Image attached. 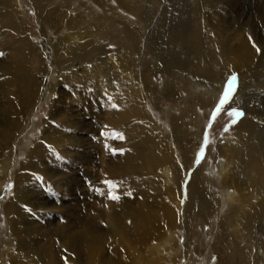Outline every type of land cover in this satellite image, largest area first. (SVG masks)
I'll return each instance as SVG.
<instances>
[{
    "label": "bare ground",
    "instance_id": "obj_1",
    "mask_svg": "<svg viewBox=\"0 0 264 264\" xmlns=\"http://www.w3.org/2000/svg\"><path fill=\"white\" fill-rule=\"evenodd\" d=\"M55 1H33L46 35L62 33L40 47L18 1L0 0V22L6 19L9 26L0 29V187L13 165L15 145H23L27 153L13 172L14 195L6 205L8 236L0 247V264H181L182 246L175 233L180 208L187 264H199L194 250H207L208 245L219 264H249L246 245L235 246V236L259 247L264 243V0H131L137 9L131 1H122L123 11L144 24L120 21L126 31L124 44L133 41L129 57L124 47L112 54L107 44L105 56H97L102 48L89 39L102 32V38L110 35L105 20V29L88 20L79 22L70 7H51ZM143 45L155 58L151 63L170 78L160 92L147 80L149 68L141 72L134 66L133 54ZM47 54L53 57L51 67L58 73L60 88L61 83L102 88L106 112L98 118L105 120L103 138L111 142L106 144L108 152L103 147L107 166L101 175L91 167L92 124L83 118L89 101L79 98L66 104L61 99L68 95L56 90L52 80L38 83L50 70ZM34 57L40 58L35 66ZM76 58L86 63L87 77L78 74ZM231 73L237 75L235 96L257 102L235 123L236 136L210 145L209 152L221 158L215 177L205 172L208 162L193 167L197 143L189 139L187 119L196 118V129L203 128L209 111L204 115L192 106L191 113L190 103L213 105ZM186 80L191 85L188 96L183 94ZM49 90L59 106L44 119L42 133L27 142L22 137L26 123ZM96 95L94 88L92 96ZM161 97L181 103L168 108L170 131L169 125L159 129L147 110V99L159 102ZM97 128L93 127V136ZM63 159L74 163L72 170L85 166L83 179L77 180ZM213 179L223 186V198L210 189ZM213 214L214 239L208 241L197 222Z\"/></svg>",
    "mask_w": 264,
    "mask_h": 264
},
{
    "label": "rangeland",
    "instance_id": "obj_2",
    "mask_svg": "<svg viewBox=\"0 0 264 264\" xmlns=\"http://www.w3.org/2000/svg\"><path fill=\"white\" fill-rule=\"evenodd\" d=\"M17 1H18L19 8L24 11L25 18H28V20H29L28 25H30L31 29L33 28L36 32V34L33 36V39H34V43L37 46H40V47L44 46L46 39H48L50 41L53 39L54 41H56L58 38H60L62 36V33L61 34L59 32L57 33L56 30L50 32L49 36L46 35V33L43 31L44 25H43V22L41 21V18L39 17V12L36 9V4H35V2H33L35 0H17ZM39 1H42L43 4H47V2H48V0H39ZM62 1H64V3H62L61 0H56L50 6L51 7H52V5L54 7L62 6L63 9H65V7H67V6H68V8L70 7L71 12L74 15H76L75 17H77V18L79 17L78 18L79 22H80V19L82 21L88 20L90 23H92L96 26H100V27L103 26L104 29L106 28V25H104L103 20H105V23H107V25H108L107 27H108V30L110 33V35L107 36L108 38L107 37L102 38L104 36L103 32L99 36H97V34H96L95 37L93 36L90 39L88 37L89 41L93 39L90 42L92 44H94L95 47H97V48L101 47L102 48V50H101L102 53H98L97 56H99V57L105 56L106 50H107V46H106V44H107L108 48L111 49L112 54L119 53L121 51L120 46H122V47H124L123 51H125V54H126L125 57H129L130 52L128 51V49H129L128 45L130 44V47H131V42H133V41H130V43H128V44L127 43L124 44L127 41V40L123 39L126 36L125 35L126 31L121 26L122 23H120V21L122 19L124 21H126V19H127V21H130L131 25L135 24V25H139L142 27L144 25L141 21H139L138 23L134 22V21L140 20L139 18H137V15L129 13L125 9L123 11L122 1H123V3H125V2L127 3V1H131V0H62ZM56 2H58V3H56ZM66 3L69 4L70 6L67 5ZM131 3L137 9V4H135L134 1H131ZM68 13H70V11H67V14ZM130 17H132V19ZM91 18H93V20ZM130 19L133 20V23ZM2 21L3 20H1V22H0L1 23L0 29L5 30L8 26V23L6 22V19H4V22H2ZM103 27H101V28L103 29ZM147 31H149L148 28H147ZM125 45H126V47H125ZM142 47H140L141 50L139 52H140V54L144 53L143 55H140L139 52L133 54L134 59H132V60H133L134 66L136 67V69L140 70L141 72L144 68H149V71H147V80L150 83V85L155 86V88L158 87L157 90H159V92H160L162 90L164 84L166 83V81L169 80L170 78H169L168 74H166L165 72L157 70V68L151 63V61L154 62L155 58L148 51V48L145 45H143ZM13 52H16V51L14 50ZM146 52H148V53H146ZM145 53L148 55V56H146V58L148 60L145 58ZM45 58H46L45 61L47 63V67L51 71L49 70V72H47V75H45L44 77H43V75L40 77V79L38 81V83H40V86L42 85V83L45 85V83H49V81L52 80V85H56V87H57L56 90H59L62 93H65L66 95H68L67 99H65L63 97L61 99V101H64V102L67 101V102H65L66 104L71 103V101L75 102L79 98L85 99V101H89L87 103V105H89V106L88 107L84 106V108H83L84 109V113H83L84 117L83 118L85 119L84 121L86 123L89 122L90 124H92V125H90L91 126L89 128L90 130H88V133L90 135H89V137L88 136H86V137H88L91 148H93V149H91V155L90 156L92 158H94L95 165L91 163V167L93 168V171L95 170L94 173H97V171H98L101 175L102 172L105 170V166H107V163H106L107 156L105 155L106 153H105L103 147H105V150L106 149L108 150L109 148H107V147H109V145H106V144L111 142L108 140H104V138H103L104 133L102 130H105V127H106L105 126V124H106L105 120L100 119L101 122L99 121V118H103V116L105 114L104 110L106 112V104L104 102H101V101H106L105 96L102 93V88L99 85H94V84H93V86L87 85L88 86L87 89H86L85 85L82 86L81 84H79V88L77 85H76V87L74 86V88L73 87L69 88V87H67L66 84L63 85V83H61V88H60L58 85V83H59L58 73L57 72L54 73L55 72V71H53L54 66L51 67V64L54 62L53 57H51V55L47 54ZM39 60H40L39 57H37L36 60L34 57L33 66H35ZM138 60H141V62L140 61L138 62ZM74 62H75L74 63L75 67L78 70V74L81 75V77H83V78L87 77L84 75L85 72H89L85 68L86 63L83 64L82 59H79V58H76V60H74ZM179 77H180V75L177 74V78H179ZM233 77H235L236 84H234V87L229 89L228 88L229 81ZM184 86H186V89L183 88V94L185 93V96L186 95L188 96V94H189L188 90L191 88V85H190L188 80L185 81ZM94 88H95V91L98 93L99 96H97V95L95 97L92 96V93L94 92ZM195 88L198 90L201 89L200 86H198V85H196ZM236 91H237V75H236V73H231V74H229V76L224 81L223 86L219 92L218 98L214 102L213 105H211L210 107H203L202 104L199 102H191L190 103V105H191L190 112L191 111L194 112L195 110H193V109H195V107L197 106L196 110L198 112H200L204 115L208 111H209L208 113H210L209 115H207L205 124L203 125V128L201 130L196 129L197 123L195 124V121H194V119L196 120V118H188L190 121H188V119H187V123L189 124L188 129H189V133H190L189 139H191V142L197 143L196 155H195V160H194L195 162H194L193 167L194 168L196 167L195 169H197V168H200L203 165V163L208 162V166H207V169L205 170V172L207 174L215 176V177H217V175L220 173L221 158L216 157L214 154L209 152L210 145H214L216 147L217 143L220 142V140H224L229 135L236 136V131L234 129L235 123H237L239 118L241 116H243V112L245 109L254 105V103L257 102L254 98L252 99L250 97H247L246 95L240 94V95L235 96ZM48 93L49 94L46 96L45 100H41L42 102H40L37 105V107L32 111L31 121L29 120L26 123V129H25L22 137L25 136L27 142L30 139L36 137V134H38V132H39V134L42 133V131L44 129L43 128L44 127V122H43L44 119L49 116V114H50L49 112L51 111V109H55V108L57 109V107L59 106L56 101H53L54 96L50 94L51 93L50 90ZM226 94H228V98H227V100H224ZM261 94L263 96V92ZM154 98L147 99V103H148L147 110L153 115V118H155L159 129L163 130L164 127H167L169 125L168 124L169 123L168 118H167V120L165 118V117H167L166 114L169 113V109L176 107V106H179L181 103H180V101H178V103H177V101L168 100L165 97H161L162 99L160 98L159 99L160 101L157 102L158 100H156ZM234 98H235V100H234ZM222 100H224L223 104H221ZM61 101H59V103H62ZM95 101H100V102L95 103ZM163 101L165 103H163ZM236 102H237V104L233 105ZM54 103H55V105H54ZM65 103L63 105L67 106ZM93 103H95V104H93ZM161 103L163 104V106L161 105ZM52 106H53V108H52ZM192 106H193V109H192ZM156 107H158V108L156 109ZM161 108H162V110H161ZM198 108H200V109H198ZM234 111H238V112L242 113V115H239V116L232 115V113ZM193 112H191V113H193ZM99 116H101V117H99ZM193 122H194V124H193ZM34 125L36 126L35 128H34ZM97 125H99V127H100L99 129L97 128L98 134L96 132V135L93 136L92 135V133H94L93 127H97ZM168 128L170 131L171 126L169 125ZM85 131H87V130H84V133H85ZM114 141H116V139H114ZM15 147H16L15 148L16 151L14 150V152L12 154V158H11V164H13V165H11L9 167V169H8L9 173L7 174L6 179H4V181H3L4 183H2V185L0 187L1 188L0 189V247L5 246L7 244L5 241L7 240V236H8V221H7L8 217L6 215L5 210H6V205L9 202H11V200H12L11 198L14 195L15 175L13 174V172H15L18 169V165L20 164L21 159L23 160L27 154L23 145L16 144ZM102 150L104 151V153ZM118 150L119 149H116L113 151H116L118 153ZM81 156H82V152H81ZM104 157H105L106 161H103ZM61 161L66 164L65 167L68 170H71V172H72L71 174L76 175V177L78 176L77 180L80 181L81 179H83V177H84L83 174H85L83 169H85L84 168L85 166L78 167L77 170H72L74 163H71V161L70 160L68 161L67 159H65V160L63 159ZM177 161H183V160L178 159ZM193 171H194V169L192 168L191 173ZM99 173H97V174H99ZM11 175H13V176H11ZM185 179L187 180V176ZM216 181L217 180H214V179L211 181L210 189L211 190L216 189V192L218 191L217 196L218 197L221 196L223 198L224 194L222 195V192L224 193L225 190H223V186L218 185L219 183H218V181L217 182ZM219 192H220V194H219ZM186 193H187V191L185 189H183L182 190L183 198L186 195ZM221 204L223 205V202ZM93 205L97 206V203L95 202V203H93ZM180 209L181 210L179 211V214H181V219L179 220V225L177 226L175 233H176L177 237L179 238L180 245L182 246V250H181L182 254H181V256L179 255L180 257H178V255H177V257L181 261V264H187V262H188V253H187L188 241L186 240V237H185L186 236V226L184 224V217L182 215L184 213V209L183 208H180ZM229 216H230V214L227 217H229ZM37 218L40 219L38 216H37ZM215 220H216V215L213 214L207 220L202 222L201 219H199L197 222V229H199L201 234H204L206 236V239H208V241H211V240L213 241V239H214V236H213L214 234H212V233L214 230L213 225H214ZM39 222H40V220H39ZM60 222H61V220H60ZM40 223H42V222H40ZM56 223L59 224V220ZM42 224H44V223H42ZM225 227H224L225 232H228V225L226 224ZM210 230H211V232H210ZM247 232L248 231H246V233ZM169 234H170V232L168 231L167 235H169ZM226 234L233 236L232 233H226ZM235 237L237 238V240H235V246L244 247L246 245L247 251L251 256V257L249 256V262H250L249 264H264V243H261V245L259 247V246H255L254 244H252L250 242H246L247 241L246 237L241 239V238H239L238 234H236ZM193 247L195 248L196 245H193ZM203 249L204 248L201 247L200 251H198L199 249L194 250L195 257L198 258V263L200 262L199 264H214L215 262H216V264H219L218 257L216 254H214L215 252L210 245H208L207 250L206 249L203 250ZM258 254H261L262 258L258 257ZM253 256H254V258H253ZM259 261H261V262H259Z\"/></svg>",
    "mask_w": 264,
    "mask_h": 264
},
{
    "label": "snow or ice",
    "instance_id": "obj_3",
    "mask_svg": "<svg viewBox=\"0 0 264 264\" xmlns=\"http://www.w3.org/2000/svg\"><path fill=\"white\" fill-rule=\"evenodd\" d=\"M0 55H2V53H0ZM234 80H235V77H233V81H234ZM227 98H228V94L225 95L224 100H227ZM224 100L221 101V104L224 103ZM232 115L239 116V115H242V113H240V112H238V111H234V112L232 113ZM117 198H118V197L113 196V199H117Z\"/></svg>",
    "mask_w": 264,
    "mask_h": 264
}]
</instances>
